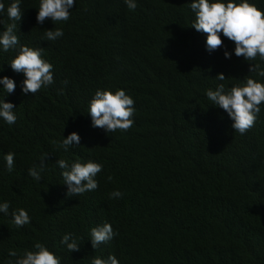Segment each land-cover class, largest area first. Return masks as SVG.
Listing matches in <instances>:
<instances>
[{
	"label": "trees",
	"instance_id": "1",
	"mask_svg": "<svg viewBox=\"0 0 264 264\" xmlns=\"http://www.w3.org/2000/svg\"><path fill=\"white\" fill-rule=\"evenodd\" d=\"M0 2L2 32L14 0ZM191 2L136 0L130 11L124 0H76L67 23L38 25L39 0H21L16 34L22 45L44 48L54 83L35 96L23 94L24 77L9 65L17 50L0 49V78L16 82L10 95L0 85V100L13 103L18 117L11 126L0 118V203L11 204L9 215L0 213V264L15 259L9 249L22 255L35 242L62 257L61 264H91L110 254L120 264H264V106L256 126L240 135L205 95L245 76L264 83L248 71V63L264 68V62L237 58L226 38L231 59L224 49L208 53L206 36L191 28ZM249 2L264 11V0ZM53 28L64 35L47 41L45 31ZM219 73L227 79H215ZM98 89H123L134 98L130 131L106 134L91 126L89 101ZM73 132L80 146L59 148L56 142ZM9 152L15 153L11 172ZM44 154L47 168L38 182L28 169ZM57 159L101 163L98 189L67 197ZM118 170L127 174L123 184ZM116 190L138 195L142 210L131 220L123 197L109 198ZM20 208L31 223L16 228L10 213ZM105 222L118 235L93 250L90 229ZM68 233L79 252L60 243Z\"/></svg>",
	"mask_w": 264,
	"mask_h": 264
},
{
	"label": "clouds",
	"instance_id": "2",
	"mask_svg": "<svg viewBox=\"0 0 264 264\" xmlns=\"http://www.w3.org/2000/svg\"><path fill=\"white\" fill-rule=\"evenodd\" d=\"M21 0H14L7 8V17L11 21L0 32V49L4 53L10 50H17V55L9 63L11 70L22 74V93L35 96L42 88L54 83V66L44 58V48L29 47L20 43V38L16 34L17 23L22 19L20 8ZM126 7L130 11L137 8L136 0H124ZM76 5V0H39V9L36 15L38 25H43L45 21H51L53 25L67 23L71 19L72 9ZM191 12L194 14L191 28L197 33L206 36L205 46L208 53L224 49V58L231 59L232 53L226 49L224 39L234 44V54L244 61L264 62V11L260 10L256 4L249 0H192L188 3ZM5 10L4 3L0 2V13ZM0 24H4L0 20ZM61 28H53L45 31L47 41H55L63 37ZM249 73H254L259 77H264V68L260 63H248ZM211 69H209L210 71ZM3 66H0V72ZM215 79L224 81L227 78L223 73L217 74ZM65 84L67 81L64 82ZM0 85L3 90L10 95L15 92V80L4 76L0 78ZM62 94V92L60 93ZM207 99L213 107L222 109L232 121L231 129L245 135L257 124L264 106V83L256 79L245 76L239 83L230 88L220 83L215 90L209 88L205 93ZM135 100L123 89L115 92L110 90H97L89 101L88 115L91 117V126L105 131V133L128 132L135 124ZM16 106L13 103L0 100V118L9 126L16 124L17 115L14 112ZM80 136L73 132L58 143L59 148L68 151L69 148L80 146ZM48 154L41 157L39 166L28 169V175L34 180H42L41 173L47 168ZM6 168L9 172L15 166V153L9 152L4 155ZM56 166L61 169V176L64 185L67 186V197L80 196L87 192L98 189L99 182L97 176L103 171V165L98 162L88 161L85 163L74 161L69 164L64 159H57ZM109 176L108 180L111 181ZM123 193L119 190L109 194L110 199H119ZM10 202L0 203V213L9 215ZM12 223L16 228H23L31 223V217L23 209H16L10 213ZM110 223H103L90 229V241L93 250L101 244H108L117 236ZM60 243L69 252H79L81 250L77 239L71 233L63 235ZM33 250H25L19 254L15 249H9L6 264H61L62 257L50 251L48 247L35 242ZM91 264H120L115 255H109L107 259L93 257Z\"/></svg>",
	"mask_w": 264,
	"mask_h": 264
},
{
	"label": "rangeland",
	"instance_id": "3",
	"mask_svg": "<svg viewBox=\"0 0 264 264\" xmlns=\"http://www.w3.org/2000/svg\"><path fill=\"white\" fill-rule=\"evenodd\" d=\"M116 180L118 183H125L127 181V174L124 170H118L116 173ZM123 210L124 215L128 220L138 215L142 210V203L138 195L134 193H126L123 196Z\"/></svg>",
	"mask_w": 264,
	"mask_h": 264
}]
</instances>
